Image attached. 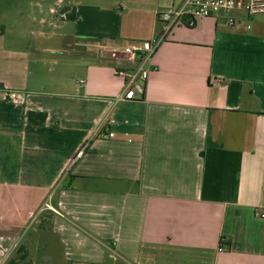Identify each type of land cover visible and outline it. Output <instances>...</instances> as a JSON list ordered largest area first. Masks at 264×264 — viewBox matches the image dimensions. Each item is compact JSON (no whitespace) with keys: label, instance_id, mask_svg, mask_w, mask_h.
Masks as SVG:
<instances>
[{"label":"crops","instance_id":"obj_1","mask_svg":"<svg viewBox=\"0 0 264 264\" xmlns=\"http://www.w3.org/2000/svg\"><path fill=\"white\" fill-rule=\"evenodd\" d=\"M54 1L75 19L37 53L0 25V264L23 244L43 264H264V15L164 36L158 13L185 0ZM155 37L145 94L124 99L118 72L141 65L124 48Z\"/></svg>","mask_w":264,"mask_h":264},{"label":"built area","instance_id":"obj_2","mask_svg":"<svg viewBox=\"0 0 264 264\" xmlns=\"http://www.w3.org/2000/svg\"><path fill=\"white\" fill-rule=\"evenodd\" d=\"M244 12L250 17L264 15V0H185L181 8L172 10H162L158 13V20L164 24V36L168 35L172 29L177 26H194L198 21L210 17H216L221 13ZM236 20L233 17L228 18V26H235ZM162 39L155 37L143 46L136 43H129L124 48L126 54L132 60H138L141 65L128 71H120L118 75L124 79L126 91L124 99L133 100L137 97H143L145 94L146 83L153 69L146 67L143 63L150 59L157 51ZM144 60V61H143ZM8 100L17 103L20 95L16 92H7ZM110 123H113L111 121ZM105 139L115 137L114 132L101 135ZM85 147L80 151V155ZM52 196L49 197L45 205L36 213L32 214L33 223L39 218V215L47 210L55 213L59 212L52 207ZM264 218V213L261 215Z\"/></svg>","mask_w":264,"mask_h":264},{"label":"rangeland","instance_id":"obj_3","mask_svg":"<svg viewBox=\"0 0 264 264\" xmlns=\"http://www.w3.org/2000/svg\"><path fill=\"white\" fill-rule=\"evenodd\" d=\"M51 8H54L55 10H57V12L51 13ZM60 10L61 8L55 7L54 0H0V25L4 24L7 27V30L9 32L7 37L8 42L14 43L15 41H19V39H21L20 41L24 42L23 45L28 47L34 46L33 49H35V52L37 53L39 50L37 49L39 45L36 42L35 38L39 35L40 32H45V35L49 34L50 32L59 33L60 30L57 29L58 25H62L63 27H65L64 29H62L63 31H66V28L68 29L70 27V24L67 23L64 25L63 21L60 19ZM39 16L45 17L48 22H58L57 24H55V27H38L33 20L40 19ZM15 31H21V38H17L16 35H14ZM49 211L51 210L45 211L40 214L36 223L34 222L35 224L33 227L36 228V231H38L39 229L43 230L41 228V225L47 221L46 217L49 216ZM19 247L20 245L16 248V250ZM41 247V245H39V248L36 249L32 247L34 251L32 250L31 253L29 252V254H31L30 260H32L33 264V258L38 260L39 264L44 263V251L41 249ZM16 250L12 251L8 260H10L15 255Z\"/></svg>","mask_w":264,"mask_h":264},{"label":"trees","instance_id":"obj_4","mask_svg":"<svg viewBox=\"0 0 264 264\" xmlns=\"http://www.w3.org/2000/svg\"><path fill=\"white\" fill-rule=\"evenodd\" d=\"M61 15H65V20L73 21L75 19V10L69 9V8H63L60 10ZM5 28L1 27L0 33H4ZM0 88H3V85L0 84ZM47 120V114L46 113H40V112H29L27 121L30 125L35 126H42L45 124ZM221 246H227L230 247L231 242L230 240L226 241L225 239L221 240ZM33 264L32 260H30V254L26 247L20 246L16 252L15 255L9 260L8 264Z\"/></svg>","mask_w":264,"mask_h":264}]
</instances>
